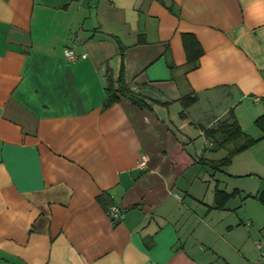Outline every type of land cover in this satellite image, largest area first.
<instances>
[{
    "label": "crops",
    "instance_id": "1",
    "mask_svg": "<svg viewBox=\"0 0 264 264\" xmlns=\"http://www.w3.org/2000/svg\"><path fill=\"white\" fill-rule=\"evenodd\" d=\"M121 52L147 107L103 108ZM231 111L259 141L215 167ZM262 114L264 0H0V264H264Z\"/></svg>",
    "mask_w": 264,
    "mask_h": 264
},
{
    "label": "trees",
    "instance_id": "2",
    "mask_svg": "<svg viewBox=\"0 0 264 264\" xmlns=\"http://www.w3.org/2000/svg\"><path fill=\"white\" fill-rule=\"evenodd\" d=\"M184 44L188 55V62L194 67L202 54V50L197 41L189 34L184 35ZM120 55L121 67L119 74L115 77L109 66L106 69V86L103 108H108L112 104L118 102L122 97H127L134 103L147 107L146 96L135 92L128 87L124 77L123 52H121ZM196 100V95H185L182 98V103L186 108ZM181 116H185L184 112L181 113ZM255 123L264 131V114L259 116L255 120ZM204 134L206 138L213 141L215 149H224L226 151V155L223 158L211 162L215 167L228 165L236 154L250 148L259 141V139L253 138L242 130L233 111L229 112L227 117L219 119L213 126L207 128L204 127ZM232 194L218 190L216 197L220 206H223ZM221 196H223L222 200ZM99 199L109 212V208L113 205L109 195L103 193L99 196ZM260 199L264 203V191L261 194Z\"/></svg>",
    "mask_w": 264,
    "mask_h": 264
},
{
    "label": "built area",
    "instance_id": "3",
    "mask_svg": "<svg viewBox=\"0 0 264 264\" xmlns=\"http://www.w3.org/2000/svg\"><path fill=\"white\" fill-rule=\"evenodd\" d=\"M66 55H67V57L69 59H72V60L75 59V56L73 55V52L71 50H68L66 52ZM147 160H148L147 156L143 155L141 157V160H140V165L141 166H146ZM109 214L115 220H120V219H122V216H123L122 210L119 207L115 206V205H112L109 208ZM153 264H159V263H153Z\"/></svg>",
    "mask_w": 264,
    "mask_h": 264
}]
</instances>
